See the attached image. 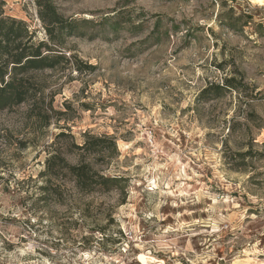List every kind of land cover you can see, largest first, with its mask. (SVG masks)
Returning a JSON list of instances; mask_svg holds the SVG:
<instances>
[{"label":"rangeland","instance_id":"obj_1","mask_svg":"<svg viewBox=\"0 0 264 264\" xmlns=\"http://www.w3.org/2000/svg\"><path fill=\"white\" fill-rule=\"evenodd\" d=\"M6 2L49 41L34 0ZM55 3L89 24L36 100L0 112V264H264V2ZM87 134L115 147L74 149ZM55 152L122 180L47 182Z\"/></svg>","mask_w":264,"mask_h":264},{"label":"trees","instance_id":"obj_2","mask_svg":"<svg viewBox=\"0 0 264 264\" xmlns=\"http://www.w3.org/2000/svg\"><path fill=\"white\" fill-rule=\"evenodd\" d=\"M38 8V17L44 25L49 41H36L35 33L30 31L28 24L20 19L6 15V0H0V112L10 110L36 100L42 87L36 82L37 74L57 68L63 62H70L60 48L64 45V38L79 36L81 25H88L87 20L77 21L66 19L58 10L55 0H34ZM237 89L234 78L226 79L220 85L206 88L202 97L208 95L220 96L223 91ZM64 132L57 139L66 138ZM83 145L73 144L77 150H85L90 154H100L101 145L110 141L115 147L113 138L85 136ZM252 152L239 153L244 158ZM90 164H71L58 152L52 154L46 161V170L42 177H69L82 190H90L99 185L105 190L117 185L121 178L106 177L99 173H92ZM47 189V188H46Z\"/></svg>","mask_w":264,"mask_h":264},{"label":"bare ground","instance_id":"obj_3","mask_svg":"<svg viewBox=\"0 0 264 264\" xmlns=\"http://www.w3.org/2000/svg\"><path fill=\"white\" fill-rule=\"evenodd\" d=\"M259 1L264 2V0H259ZM141 260H143L145 264H166L164 261L154 258L152 256H142ZM234 264H256V262L253 259H247L243 261H236V263Z\"/></svg>","mask_w":264,"mask_h":264}]
</instances>
